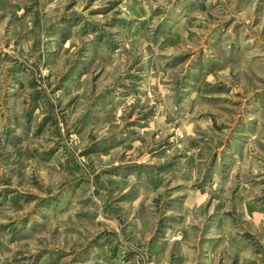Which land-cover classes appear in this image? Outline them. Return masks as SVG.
<instances>
[{"label": "rangeland", "instance_id": "1", "mask_svg": "<svg viewBox=\"0 0 264 264\" xmlns=\"http://www.w3.org/2000/svg\"><path fill=\"white\" fill-rule=\"evenodd\" d=\"M219 183L264 188V0H0V264H158Z\"/></svg>", "mask_w": 264, "mask_h": 264}, {"label": "crops", "instance_id": "2", "mask_svg": "<svg viewBox=\"0 0 264 264\" xmlns=\"http://www.w3.org/2000/svg\"><path fill=\"white\" fill-rule=\"evenodd\" d=\"M244 188L242 183L232 198L219 183L216 190L197 195L203 204L195 207L189 201L197 196L186 195L183 205H177L176 215L182 218L165 234L171 237L167 245L154 244L158 264H264V203L255 200L264 198V188ZM199 222L205 225L203 235L195 226Z\"/></svg>", "mask_w": 264, "mask_h": 264}]
</instances>
